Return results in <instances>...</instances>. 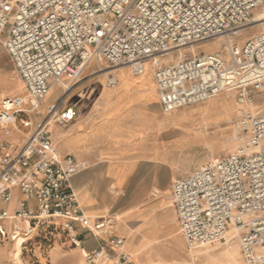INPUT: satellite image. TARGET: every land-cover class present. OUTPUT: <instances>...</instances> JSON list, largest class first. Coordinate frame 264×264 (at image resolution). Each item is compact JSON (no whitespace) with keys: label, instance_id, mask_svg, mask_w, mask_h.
Instances as JSON below:
<instances>
[{"label":"built area","instance_id":"built-area-1","mask_svg":"<svg viewBox=\"0 0 264 264\" xmlns=\"http://www.w3.org/2000/svg\"><path fill=\"white\" fill-rule=\"evenodd\" d=\"M258 12L264 13V0H0V37L25 87L24 96L2 100L0 125L20 121L27 131L21 147L0 153V205L20 197L13 211L0 207V233L11 224L10 235L18 239L23 224L35 229L61 222L72 245L81 247L73 224L84 215L71 188L77 166L72 156L56 154L51 126L75 120V108L60 105L92 63L115 88L116 70L141 76L151 62L164 113L225 93L239 106L242 146L174 183L172 202L187 247L224 242L233 228L243 264H264V110L253 109L264 95V31L229 56L195 51L235 35ZM175 54V63L156 68L159 59ZM64 80L67 91L42 116L51 89ZM113 229L110 217L90 228L107 241L85 255V264H129Z\"/></svg>","mask_w":264,"mask_h":264},{"label":"crops","instance_id":"crops-1","mask_svg":"<svg viewBox=\"0 0 264 264\" xmlns=\"http://www.w3.org/2000/svg\"><path fill=\"white\" fill-rule=\"evenodd\" d=\"M0 43L3 46L1 37ZM4 62L0 52V70ZM92 66L94 73L88 74ZM95 66L92 63L87 67L60 105L74 107L75 120L66 125L55 123L50 129L58 157L72 156L75 160L77 174L71 188L84 215L82 221L73 224L81 247L67 252L58 245L52 260L85 264V255L107 241V237L92 234L90 228L110 217L113 234L123 239L125 253L132 256L129 264H191L189 251L194 250L187 247L181 232L172 191L176 181L200 170H196L199 141L192 132L195 127L189 121L173 120L171 115H182V111L163 112L150 63L152 71L146 68L141 76L133 75L129 68L116 70L115 88L108 86V74L95 75ZM68 87L66 80L53 87L58 96L44 104L45 112L48 106L60 102ZM19 200L17 196L10 205L0 207L13 211ZM230 232L236 235L233 240L238 241L243 264L239 232L230 228L221 243L229 242ZM177 234L181 248L170 242ZM208 250H214V260L221 262L218 250L211 248L192 255L196 264L213 262L203 254ZM65 254L73 256L72 262H63Z\"/></svg>","mask_w":264,"mask_h":264},{"label":"rangeland","instance_id":"rangeland-1","mask_svg":"<svg viewBox=\"0 0 264 264\" xmlns=\"http://www.w3.org/2000/svg\"><path fill=\"white\" fill-rule=\"evenodd\" d=\"M259 13L262 12H258L255 15ZM262 17L264 16H260V18ZM263 31L264 20L259 23L253 22L242 28L235 35H231L229 37H218L207 43L201 44L198 47H195V51H220L229 56V51L233 53L236 51H240L243 44L249 38L258 35ZM0 52L3 54L5 61L3 69L0 70L1 104L2 100L7 97L16 95L24 96L25 87L20 77L17 75L1 43ZM188 54L190 55L191 51H189ZM178 59V54L163 57L159 59V65L156 68L173 64ZM150 65L153 64L150 62ZM103 67H107V65L104 64ZM98 70L99 68L95 66V75L99 74ZM151 71V69H147V72ZM93 73L94 66H92L90 70H88V74ZM57 92L58 91H56V93H53L52 91L45 99L44 104L47 105L48 102H52L58 96ZM238 107L239 106L236 100V96L234 94H223L210 102L183 108L176 112L178 113L182 111V115H171L173 120H179L181 122L189 121L191 125L195 127L193 128L192 132L197 136V139L199 141L196 144L195 151L196 170L205 167L207 164L218 159L221 156L236 152V150L240 146H242L243 136L240 133L237 125V116L239 112ZM253 109L255 111L264 110V95L256 99ZM40 113L42 115L45 114V106H43ZM208 122L211 123H209V125L206 127L204 124H208ZM212 122H217V124H214ZM198 123L201 124L197 125ZM26 134L27 131L22 127L20 121H18L16 125L8 127H3L0 125V153L2 152L3 148L14 150L21 147L25 142ZM6 228L7 231L5 233H0V264H61L59 262L60 258H57L55 261L52 260V252L54 248L60 245L62 247H65V251L67 252H71L76 248L70 242L68 233L62 227L61 222L39 224L35 229L26 224H23L25 234L22 238L18 239H15L10 235V230L12 228L11 224H8ZM27 231H30L31 233L27 235ZM232 233L234 232L229 233V238H232ZM170 242L172 245H176L181 248L182 242L179 234L174 235ZM211 248L218 250V257L221 258L220 261L222 262L221 263L217 260H214V250H208L203 254H205L208 259H213V262L211 264H242L237 239L233 241L230 240L229 242L227 239L226 243H216L203 246L199 249L194 250L193 252L189 251V256L192 260L191 264H196V257H192V255H195L194 253L203 252ZM231 253L234 257L233 259L230 255ZM128 256L129 259H132L131 255L128 254ZM62 260L65 263H70L73 260V256L71 254H65Z\"/></svg>","mask_w":264,"mask_h":264},{"label":"bare ground","instance_id":"bare-ground-1","mask_svg":"<svg viewBox=\"0 0 264 264\" xmlns=\"http://www.w3.org/2000/svg\"><path fill=\"white\" fill-rule=\"evenodd\" d=\"M256 16H257V18H256ZM260 16H264V13H259V14H257V15H255V18L252 20V22L251 23H253V22H255V23H259V22H261V21H263L264 20V17H262V18H260ZM229 48V47H228ZM230 52V51H229ZM231 53V52H230ZM233 53V52H232ZM149 68V64L147 63V69ZM52 90H53V88L51 89V91H50V93L52 92ZM49 93V94H50ZM225 94H232V93H225ZM223 95V94H222ZM233 95V94H232ZM49 96V95H48ZM220 96V95H219ZM219 96H217V97H219ZM216 97V98H217ZM216 98H214V99H216ZM214 99H212V100H214ZM212 100H209V101H207V102H210V101H212ZM207 102H205V103H207ZM203 104V103H202ZM200 105V104H199ZM209 123H211V122H208V124H204L206 127L209 125ZM212 123H214V124H217V122H212ZM201 123H198L197 125H200ZM13 125H16V123H14ZM196 125V126H197ZM231 233V232H230ZM233 234V236H232V238L230 237L229 238V241L231 240H233L234 238H235V233H232ZM238 236V235H237ZM234 249V248H233ZM211 253H212V251H211ZM208 255H210V254H208ZM231 255V257H232V259L234 258L233 257V255H232V253L230 254Z\"/></svg>","mask_w":264,"mask_h":264}]
</instances>
